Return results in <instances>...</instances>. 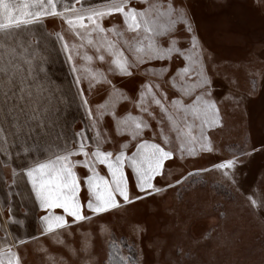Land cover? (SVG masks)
Masks as SVG:
<instances>
[{
    "label": "snow or ice",
    "instance_id": "1",
    "mask_svg": "<svg viewBox=\"0 0 264 264\" xmlns=\"http://www.w3.org/2000/svg\"><path fill=\"white\" fill-rule=\"evenodd\" d=\"M254 2L264 7V0ZM50 43L73 76L71 99L48 77ZM218 77L184 0H0V189H7L0 264H28L29 244L42 239L68 248L78 264H102L92 253L97 237L105 240L109 260L132 264L111 238L106 218L113 212L163 198L203 173L236 186L238 167L264 151V143L233 149L216 142L227 109L243 102L217 91ZM93 92L99 101L90 99ZM69 103L83 112L71 137L56 131ZM204 155L214 157L206 167L173 172L179 162ZM21 183L40 210L35 234L26 236L9 228L21 223L11 203ZM241 195L264 218V183ZM212 214L223 218L226 210L213 204L187 214L189 243L171 264H204L201 249L219 233L200 225ZM76 238L73 248L68 240ZM32 251L41 264H68L44 243Z\"/></svg>",
    "mask_w": 264,
    "mask_h": 264
},
{
    "label": "rangeland",
    "instance_id": "2",
    "mask_svg": "<svg viewBox=\"0 0 264 264\" xmlns=\"http://www.w3.org/2000/svg\"><path fill=\"white\" fill-rule=\"evenodd\" d=\"M184 3L206 57L219 71L217 91L236 93L243 97L239 108L227 109L225 126L215 133L216 142L233 149L249 145L259 147L264 143V119H256V114L264 111V7H257L254 0H184ZM237 11L245 12L250 24L239 32V38L232 44L230 51L225 45L214 43L209 21L219 19L217 16L231 21ZM258 15L262 16V20ZM48 29L52 30L51 23ZM57 48L58 45H48L46 71L52 84L66 92L71 99L73 76L64 61V55ZM78 63L82 68L88 67L84 61ZM99 66L98 63L95 65ZM90 99L99 101L100 94L93 92ZM128 110L138 115L135 109L129 107ZM63 113L61 126L56 131L71 137L82 126L83 112L75 103H69L64 106ZM213 159L211 155L189 158L179 162L173 172L178 175L206 167ZM235 179L237 184L233 186L221 181L216 173H203L191 177L183 188L169 190L163 198L146 197L121 208L106 218L111 238L115 241L126 238L132 244L136 252V264H171L177 251L189 243L182 223L187 219V214L216 204L221 206V210H226V216L219 218L212 214L202 219L200 227L206 228L209 233L215 229L219 234L208 247L201 249L199 259L204 264H264V218L253 215L241 195L246 189L255 191L264 183V151L249 156L238 167ZM13 191L16 193L11 201L13 219L21 223H11L10 231L20 236L35 234L34 210L37 208L33 206L29 190L21 183ZM6 193L7 189H0V206L5 211ZM41 243L57 259L62 257L68 264H78L76 257L69 259L68 248L62 249L43 239L29 244L28 264H41L39 254L32 251L39 248ZM68 243L76 248L80 241L79 238L69 239ZM118 248L121 255L125 256L121 244ZM107 251L105 240L97 237L92 248L93 257L102 264H108Z\"/></svg>",
    "mask_w": 264,
    "mask_h": 264
},
{
    "label": "bare ground",
    "instance_id": "3",
    "mask_svg": "<svg viewBox=\"0 0 264 264\" xmlns=\"http://www.w3.org/2000/svg\"><path fill=\"white\" fill-rule=\"evenodd\" d=\"M217 18L219 19L209 21V27L214 33V43L218 42V44L225 45L227 50L231 51L233 45L237 42L236 40H238L237 38H239V32L248 28L250 20L243 11H237L231 21L223 20L219 16ZM258 18L262 20V16L258 15ZM201 28L203 29L202 25ZM256 119L258 121L263 120L264 111L256 114Z\"/></svg>",
    "mask_w": 264,
    "mask_h": 264
},
{
    "label": "trees",
    "instance_id": "4",
    "mask_svg": "<svg viewBox=\"0 0 264 264\" xmlns=\"http://www.w3.org/2000/svg\"><path fill=\"white\" fill-rule=\"evenodd\" d=\"M116 242V248L117 249H120L118 248V245L121 244V247H123V249L125 250L124 253H125V257H127L131 262L132 264H136V261H137V258H136V252L134 250V247L132 246L131 243H129V241L125 240L122 238L118 241H115ZM118 255H121V251L119 250V254ZM108 264H119V258L118 256L117 257H114L113 259L109 260L107 258V262Z\"/></svg>",
    "mask_w": 264,
    "mask_h": 264
},
{
    "label": "crops",
    "instance_id": "5",
    "mask_svg": "<svg viewBox=\"0 0 264 264\" xmlns=\"http://www.w3.org/2000/svg\"><path fill=\"white\" fill-rule=\"evenodd\" d=\"M34 214L38 215L39 214V210L38 209L36 211L34 210Z\"/></svg>",
    "mask_w": 264,
    "mask_h": 264
}]
</instances>
